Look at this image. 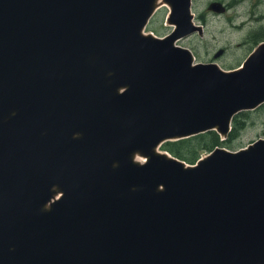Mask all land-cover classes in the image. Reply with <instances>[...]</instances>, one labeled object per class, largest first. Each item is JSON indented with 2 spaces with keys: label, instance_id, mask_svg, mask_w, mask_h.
<instances>
[{
  "label": "water",
  "instance_id": "1",
  "mask_svg": "<svg viewBox=\"0 0 264 264\" xmlns=\"http://www.w3.org/2000/svg\"><path fill=\"white\" fill-rule=\"evenodd\" d=\"M157 1L0 0V264H264V139L159 151L264 103V42L193 65L190 0L164 39Z\"/></svg>",
  "mask_w": 264,
  "mask_h": 264
},
{
  "label": "rangeland",
  "instance_id": "2",
  "mask_svg": "<svg viewBox=\"0 0 264 264\" xmlns=\"http://www.w3.org/2000/svg\"><path fill=\"white\" fill-rule=\"evenodd\" d=\"M214 1L230 4L231 8L221 15L210 13L207 7ZM191 12L194 15V23L202 25L203 35L195 34L180 39L176 45L189 49L195 58L194 63H205L211 60L218 50L224 49L225 54L217 62L218 65L224 70L234 68L255 46L253 34L264 31V0H192ZM168 13L166 6H160L144 33L157 37L170 33L172 25L168 23ZM235 118L240 125L235 138L217 148L236 152L253 141L264 138V104L255 110L242 112ZM207 154L208 151L202 152L200 157Z\"/></svg>",
  "mask_w": 264,
  "mask_h": 264
},
{
  "label": "trees",
  "instance_id": "3",
  "mask_svg": "<svg viewBox=\"0 0 264 264\" xmlns=\"http://www.w3.org/2000/svg\"><path fill=\"white\" fill-rule=\"evenodd\" d=\"M262 36L264 37V35ZM237 121L233 117L232 130L225 141H220L219 136L214 131H210L187 139L165 142L160 148L172 157L193 165L200 158L202 152H211L214 148L227 144L234 139L238 126H240Z\"/></svg>",
  "mask_w": 264,
  "mask_h": 264
},
{
  "label": "flooded vegetation",
  "instance_id": "4",
  "mask_svg": "<svg viewBox=\"0 0 264 264\" xmlns=\"http://www.w3.org/2000/svg\"><path fill=\"white\" fill-rule=\"evenodd\" d=\"M214 2H218V3H221L222 5H224V7H225V12L226 11H229V9L231 8V5L230 4H223L222 2H219V1H214ZM210 5V4H209ZM208 5V6H209ZM191 11H192V0H191ZM207 11H209L208 10V7H207ZM224 12V13H225ZM211 13V12H210ZM223 13V14H224ZM199 26H202V25H199ZM202 33H203V31H202ZM195 34H197V35H199L198 33H195ZM195 34H193V35H191V36H194ZM201 35H203V34H201ZM262 35H264V31H259V32H255L254 34H253V41L254 42H256V44H254L255 46H253V49L247 54V56L243 59V61L239 64V65H237V66H235L234 68H230V69H228V70H224L223 68H220V66L218 65V63L217 62H219L222 58H223V56H224V54H225V50L224 49H220V50H218L215 54H213V57H212V59L211 60H209V61H207V62H205L206 64H214V65H217L222 71H233V70H236V69H238L242 64H243V62L246 60V58L248 57V56H250V54L252 53V51L261 43V42H264V37L262 36ZM262 36V37H261ZM221 51V54L218 56V57H216V55L218 54V52H220Z\"/></svg>",
  "mask_w": 264,
  "mask_h": 264
},
{
  "label": "bare ground",
  "instance_id": "5",
  "mask_svg": "<svg viewBox=\"0 0 264 264\" xmlns=\"http://www.w3.org/2000/svg\"><path fill=\"white\" fill-rule=\"evenodd\" d=\"M166 6L167 8H168V6L162 1V0H158L157 2H156V6ZM138 161H140V162H143V160H138Z\"/></svg>",
  "mask_w": 264,
  "mask_h": 264
}]
</instances>
